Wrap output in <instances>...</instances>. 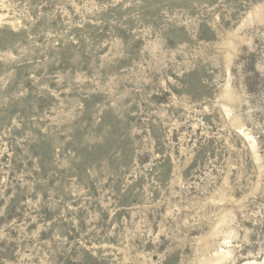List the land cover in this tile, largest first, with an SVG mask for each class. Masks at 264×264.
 Masks as SVG:
<instances>
[{
	"label": "rangeland",
	"instance_id": "1",
	"mask_svg": "<svg viewBox=\"0 0 264 264\" xmlns=\"http://www.w3.org/2000/svg\"><path fill=\"white\" fill-rule=\"evenodd\" d=\"M0 264H264V0H0Z\"/></svg>",
	"mask_w": 264,
	"mask_h": 264
}]
</instances>
